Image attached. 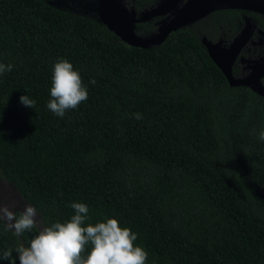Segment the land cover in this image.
<instances>
[{
    "label": "trees",
    "instance_id": "16d2710c",
    "mask_svg": "<svg viewBox=\"0 0 264 264\" xmlns=\"http://www.w3.org/2000/svg\"><path fill=\"white\" fill-rule=\"evenodd\" d=\"M60 58L89 93L63 118L47 108ZM0 63L13 65L0 75V177L42 224L83 202L90 222L136 232L147 264H264V199L249 182L264 175V97L230 86L196 33L133 46L47 0H0ZM35 234L0 221V257L12 249L19 264L15 249Z\"/></svg>",
    "mask_w": 264,
    "mask_h": 264
},
{
    "label": "clouds",
    "instance_id": "9594fccd",
    "mask_svg": "<svg viewBox=\"0 0 264 264\" xmlns=\"http://www.w3.org/2000/svg\"><path fill=\"white\" fill-rule=\"evenodd\" d=\"M12 69L11 63H0V75ZM49 91L47 108L60 118L77 109L89 95L79 70L64 58L54 63ZM20 102L33 109L36 105L27 95H21ZM135 118L143 119L140 113H136ZM257 139L264 142V128ZM70 206L74 214L69 219L44 225L33 205L25 204L17 214L8 204L0 202V221H5L6 231H12L17 237L25 232L36 233L28 246L20 245L15 249L19 264H147L149 253L135 243L137 233L122 226L118 218L107 217L92 223L86 203L72 202ZM12 253L13 250L8 249L0 259L16 264Z\"/></svg>",
    "mask_w": 264,
    "mask_h": 264
},
{
    "label": "flooded vegetation",
    "instance_id": "af4514ba",
    "mask_svg": "<svg viewBox=\"0 0 264 264\" xmlns=\"http://www.w3.org/2000/svg\"><path fill=\"white\" fill-rule=\"evenodd\" d=\"M223 1L237 6L208 11L178 28H187L196 33L200 42L204 38L224 48L237 42L238 47L230 63V73L233 77L242 78L251 71L254 73L261 71L259 63L264 60V0ZM223 1L121 0L122 5L128 11L131 10L136 19L133 24L135 33L140 35L138 30L146 28L151 30L147 32L145 30L140 36L153 33L160 25L166 24L175 17L181 20L180 15H177L182 11L197 10L205 5L213 6ZM181 16L189 15L185 13L183 16L181 13ZM258 83L264 88V74L259 78Z\"/></svg>",
    "mask_w": 264,
    "mask_h": 264
},
{
    "label": "water",
    "instance_id": "95a60500",
    "mask_svg": "<svg viewBox=\"0 0 264 264\" xmlns=\"http://www.w3.org/2000/svg\"><path fill=\"white\" fill-rule=\"evenodd\" d=\"M97 6V12L103 16H98V20L102 22L109 30L114 32L121 40L129 45L139 46V47H151L158 45L166 35L177 29L178 27L184 25L190 20L196 19L208 11L223 8L232 7L237 5L232 4H222L218 3L213 6H204L200 9H194L196 12L189 16H184L185 11L180 12L177 16L181 20L176 19V17L166 24L160 26L155 34L149 36H140L134 31V22L136 19L129 11L122 5L121 0H94ZM152 12V11H151ZM183 13V16H181ZM143 19V18H142ZM154 33V32H153ZM152 34V33H150ZM201 43L204 45L207 54L216 64V66L222 71L228 84L230 86L234 85H244L248 86L251 90L255 91L260 96L264 97V88L258 83L259 78L264 74V60L260 62V70L257 73L250 72L247 76L242 78H235L230 73V63L236 53L238 43H232L228 48L220 46L218 43H210L208 40L202 38ZM228 51V52H226Z\"/></svg>",
    "mask_w": 264,
    "mask_h": 264
},
{
    "label": "rangeland",
    "instance_id": "374dc122",
    "mask_svg": "<svg viewBox=\"0 0 264 264\" xmlns=\"http://www.w3.org/2000/svg\"><path fill=\"white\" fill-rule=\"evenodd\" d=\"M50 5L57 6L60 8L67 9L69 11H73L79 14H85L92 16L94 18H98L97 15V6L94 0H47ZM129 13L133 15V12L129 10ZM134 16V15H133ZM161 26V25H160ZM159 26V27H160ZM158 27V28H159ZM158 28L154 31V33L149 34L153 35L156 33ZM147 35V36H149ZM262 171H255L252 176H255L253 179L248 181L251 185L252 192L259 198L264 199V175ZM0 202L8 204L10 207L13 208L14 211H21L25 204H29L25 201L18 191L5 179L0 177ZM38 218L40 219L39 215Z\"/></svg>",
    "mask_w": 264,
    "mask_h": 264
},
{
    "label": "bare ground",
    "instance_id": "6f19581e",
    "mask_svg": "<svg viewBox=\"0 0 264 264\" xmlns=\"http://www.w3.org/2000/svg\"><path fill=\"white\" fill-rule=\"evenodd\" d=\"M221 1H223V0H221ZM222 4H228L227 2H224L223 1V3ZM232 5H236V4H232ZM204 6V5H203ZM194 8V7H193ZM200 9V8H199ZM196 11L195 10H192V11H188V12H186L188 15H190V14H192V13H195ZM97 15L98 16H103L101 13H100V10L97 12Z\"/></svg>",
    "mask_w": 264,
    "mask_h": 264
}]
</instances>
